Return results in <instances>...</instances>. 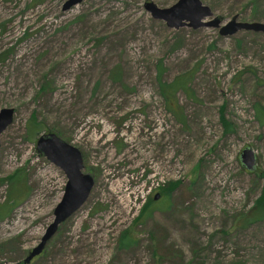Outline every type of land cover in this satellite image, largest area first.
<instances>
[{
  "label": "rangeland",
  "instance_id": "374dc122",
  "mask_svg": "<svg viewBox=\"0 0 264 264\" xmlns=\"http://www.w3.org/2000/svg\"><path fill=\"white\" fill-rule=\"evenodd\" d=\"M67 1L0 0V110H14L0 136V264H22L62 198L63 172L35 148L46 132L80 150L94 186L30 264H264V221L239 222L264 187V34L175 30L144 9L177 0ZM201 2L221 25L264 24V0ZM158 77L187 79L183 125ZM176 182L133 223L157 184Z\"/></svg>",
  "mask_w": 264,
  "mask_h": 264
},
{
  "label": "water",
  "instance_id": "95a60500",
  "mask_svg": "<svg viewBox=\"0 0 264 264\" xmlns=\"http://www.w3.org/2000/svg\"><path fill=\"white\" fill-rule=\"evenodd\" d=\"M81 1L68 0L63 10ZM144 9L153 19L163 21L168 28L175 30L182 27H190L193 30L214 28L218 29L222 37L232 36L240 31L264 34L263 23L239 22L238 16L232 17L229 22L221 25L222 21L213 17L211 9L201 0H177L167 8H159L153 2L146 1ZM207 19L210 20L206 21ZM13 116V109L0 110V136L12 123ZM35 148L40 157H44L63 172L66 183L62 198L53 211V221L46 228L39 243L28 252L22 264H30L33 259L43 254L48 241L56 234L58 227L82 207L94 186L93 177L83 171V157L80 150L57 134L43 133L37 138ZM239 161L246 171H255L256 154L253 149L244 148L239 154ZM155 199H158V195H155Z\"/></svg>",
  "mask_w": 264,
  "mask_h": 264
},
{
  "label": "trees",
  "instance_id": "16d2710c",
  "mask_svg": "<svg viewBox=\"0 0 264 264\" xmlns=\"http://www.w3.org/2000/svg\"><path fill=\"white\" fill-rule=\"evenodd\" d=\"M163 71V70H162ZM160 72V76L162 74L161 72V68L160 70L158 71ZM158 88H159V94L160 96L162 97L163 101L165 102L168 110L171 111L172 115L177 117L179 121H181V124L183 125L184 124V121L182 120V112L181 110L179 109L178 106L174 105V103H176V98H175V95L177 93V91L179 90H184V91H187V79H181L180 81H173L172 83H162L161 80H160V77H158ZM170 101H172V105H173V108H170ZM257 118L260 120V121H263L264 118H263V113H260L259 110L257 111ZM31 119H35L34 117H32ZM222 123V126L224 127V130L227 132V131H231V127L229 126V124L223 120L221 121ZM41 129V126L39 124H37L36 126V131L34 132V135L35 133L38 131H40ZM18 172H16L12 177H10L7 181L10 182L11 184V188L13 187V179L14 177L16 176ZM18 175V180L17 182H19L21 184L22 182V177L20 175V172ZM19 185V184H18ZM178 185V182L176 183H173V184H167L166 188L165 189H161L162 191V195L166 196V199L170 196L171 192L174 190V188ZM22 189H18L17 192H12L11 189H10V193L8 195V198L12 201V197L14 195H17V196H20L21 197V194H20V191ZM20 199V198H19ZM19 201V200H18ZM17 202H13L15 204L18 203ZM152 201L150 200V202L146 203L143 202L142 206L140 207L139 211H138V214L137 216L134 218L133 220V223L136 224L139 222V220L142 219V217L144 216V213L146 212V210L150 209V206H151V210H149L150 212L153 211V207H152V204L153 202L151 203ZM147 208V209H146ZM9 210V209H8ZM8 214V211L6 212V214L3 216L1 215V219H4V217H6V215ZM246 216L245 219L239 221V222H243L241 227L243 226H252L253 224H255L256 222H260V221H264V187L262 188V191H261V196L255 200L254 202V205L250 211V213L248 215H244ZM128 239V234H127V230H125L124 232H122V234L120 235V238H119V246L122 247V248H127L131 245L134 244V241L128 243V244H125L124 242Z\"/></svg>",
  "mask_w": 264,
  "mask_h": 264
},
{
  "label": "flooded vegetation",
  "instance_id": "af4514ba",
  "mask_svg": "<svg viewBox=\"0 0 264 264\" xmlns=\"http://www.w3.org/2000/svg\"><path fill=\"white\" fill-rule=\"evenodd\" d=\"M83 157V156H82ZM162 187H163V185H162ZM155 191H157V192H155L156 194L155 195H158V198L162 195V191L161 190H159V187L155 190ZM155 195L152 197V198H148L147 200H145V204L146 203H148V202H150V200L152 201V202H154V201H157L158 199H155ZM162 197V196H161ZM151 202V203H152ZM147 209V208H146ZM149 210H151V206H150V209H148V210H146V212L145 213H147L146 215H148V218H149V213H155V211L153 210V211H149ZM144 213V214H145ZM36 259V258H35ZM34 260V259H33Z\"/></svg>",
  "mask_w": 264,
  "mask_h": 264
},
{
  "label": "built area",
  "instance_id": "2783aa9c",
  "mask_svg": "<svg viewBox=\"0 0 264 264\" xmlns=\"http://www.w3.org/2000/svg\"><path fill=\"white\" fill-rule=\"evenodd\" d=\"M160 185H161V184H159V185L157 184V188H158ZM161 186H162V185H161ZM151 187L154 188V184H153V183H152ZM157 188H156V189H157ZM156 189H155V190H156ZM150 193H151V189H150L149 191H147V195H149ZM139 209H140V208H139Z\"/></svg>",
  "mask_w": 264,
  "mask_h": 264
},
{
  "label": "bare ground",
  "instance_id": "6f19581e",
  "mask_svg": "<svg viewBox=\"0 0 264 264\" xmlns=\"http://www.w3.org/2000/svg\"><path fill=\"white\" fill-rule=\"evenodd\" d=\"M28 254V253H27Z\"/></svg>",
  "mask_w": 264,
  "mask_h": 264
}]
</instances>
